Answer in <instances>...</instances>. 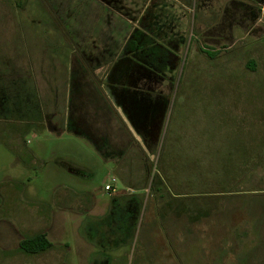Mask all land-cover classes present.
<instances>
[{"label": "rangeland", "instance_id": "1", "mask_svg": "<svg viewBox=\"0 0 264 264\" xmlns=\"http://www.w3.org/2000/svg\"><path fill=\"white\" fill-rule=\"evenodd\" d=\"M71 1L82 22L92 4ZM127 3L136 16L146 4L149 19L113 59L90 64L66 32L64 49L50 42L42 53L35 38L23 53L0 47V264H264V10L248 0H188V12L175 0ZM34 5L0 0V34L16 42L39 28ZM47 23L50 35L61 30ZM29 52L50 66L35 68ZM128 99L167 111L143 128L146 142L115 104ZM245 160L253 169L233 181L231 164ZM40 232L49 250L18 249Z\"/></svg>", "mask_w": 264, "mask_h": 264}, {"label": "crops", "instance_id": "2", "mask_svg": "<svg viewBox=\"0 0 264 264\" xmlns=\"http://www.w3.org/2000/svg\"><path fill=\"white\" fill-rule=\"evenodd\" d=\"M67 1H69V4L72 2L71 0H31V3H35L36 5H34V13H30L29 15L34 14V16H32V20L33 22H37L36 25L39 28H32L30 26L22 28V31L18 35L19 38H17L16 42H14L15 38L12 39L13 35L9 36V34L12 32H9L8 36L5 34H0V40H5L3 43H0V47H5V44L8 43L13 48V50L15 49L23 53L22 49H25L26 45L30 46L31 40L35 38V48L38 51L40 50L42 53H45V49L43 47H46L47 49L50 42L56 44L57 50L59 47L64 49V35L66 32L68 37L71 38L74 47H76V49L78 48L81 54L84 53V55H86V59L89 63L91 61L98 62V60L113 59L114 56L118 57L122 51V45L127 39L128 35H130L129 33H131V28L144 16L143 9L146 5L144 4L138 16H136V14H130L132 15L130 16L125 12L126 9H129L127 0H88L92 5L91 7L85 6V12L82 13L83 19L81 18L83 21L81 22V12L79 13L77 8L69 7L67 5ZM175 1L178 5H180L178 0ZM248 1L258 7V11L264 10V0ZM184 3L185 6L180 5L182 8L180 10L188 12V0H186ZM49 4L54 6V10L51 13L48 10ZM32 10L33 8L31 7V12ZM157 12L158 10L156 13ZM52 18L56 19L57 23L61 24H58V27L60 26L58 29L61 30L53 28V34L51 33L50 35L48 29L43 28V26H47V22H49V20H53ZM153 18H150L154 20L152 21L153 23L149 24L152 27L161 28L159 23L155 22V17ZM102 21L103 24H105V27L101 28ZM114 27L115 30H118L119 27H122L118 37H115L114 35L115 30L110 31V29H114ZM51 29L52 28H50V30ZM46 35L49 36L44 39V36ZM4 36L7 37V39H5ZM41 52H38L37 55L32 53L30 54V52L28 54L24 53L23 56L26 57V60H33V63H35V68L50 66L46 64L49 63L47 62V56L45 54L41 56ZM60 55L61 53L58 54V58ZM41 57L43 58V61ZM60 58L61 61L62 57ZM20 59L22 61V57H20ZM52 78H54V76ZM37 79L39 80V83H43V80L40 78V76ZM37 79L34 78V81L38 83Z\"/></svg>", "mask_w": 264, "mask_h": 264}, {"label": "water", "instance_id": "3", "mask_svg": "<svg viewBox=\"0 0 264 264\" xmlns=\"http://www.w3.org/2000/svg\"><path fill=\"white\" fill-rule=\"evenodd\" d=\"M178 7L182 9L180 5H178ZM151 13H156V12H151ZM146 19L149 18H146L144 14V16L138 22L139 27H137V31L135 30L136 33L139 34L140 36H143V34H145L143 32L142 27H144L143 25L144 23L146 24ZM123 60L117 62L110 70V73L108 74L106 79L108 82L111 81L110 78L112 79V77L117 76L119 70L121 69V67H123ZM110 94L112 96V100H114L112 93ZM115 104L118 106V110L122 113L125 120L129 123L130 127L132 128V131L136 136V139L140 141V143H142V140H144L145 142L147 141L146 134L148 133V130H143V128H146L151 122L154 124L159 121V125L162 124L164 120V116L167 112V111H162V112L146 111L145 107L144 108L142 107V103H138L132 99L131 100L128 99L127 101L125 100V102L115 101Z\"/></svg>", "mask_w": 264, "mask_h": 264}, {"label": "trees", "instance_id": "4", "mask_svg": "<svg viewBox=\"0 0 264 264\" xmlns=\"http://www.w3.org/2000/svg\"><path fill=\"white\" fill-rule=\"evenodd\" d=\"M131 44H134L133 39H130V41H128V45H131ZM180 166H178V167H180ZM232 169L234 171L232 178H233V181H235L237 176H245L243 174V172L251 171L253 169V165L251 162H248L247 160H245V162L239 163V166L237 164H231V170ZM162 172H165V171H163V169H162ZM153 177H155V176L153 175ZM161 177L162 176H160V177L158 176L160 183H162L163 186H165L166 188L171 189L172 188L171 185L168 186L167 182L165 181L166 177H162V178ZM233 181L231 179V182H233ZM154 183H155V181L152 180V184H154ZM225 183L228 184L230 182H225ZM159 188L160 187H158V190H159ZM196 203L197 202L195 200H193V201L191 200V206L195 205ZM181 209H183L186 212L188 211V214L190 217L193 216L192 208L184 209V206H182ZM130 214H129V217H132L133 215H130ZM127 232H130V227H128V226H127ZM52 246H53V244L47 238V233L46 232H40V233H37L33 236L22 238L19 242L18 249L26 255H33V254L43 253V252L49 250Z\"/></svg>", "mask_w": 264, "mask_h": 264}, {"label": "built area", "instance_id": "5", "mask_svg": "<svg viewBox=\"0 0 264 264\" xmlns=\"http://www.w3.org/2000/svg\"><path fill=\"white\" fill-rule=\"evenodd\" d=\"M105 190L108 192V191H110V192H114L115 190H114V188L111 186V185H106L105 186Z\"/></svg>", "mask_w": 264, "mask_h": 264}, {"label": "flooded vegetation", "instance_id": "6", "mask_svg": "<svg viewBox=\"0 0 264 264\" xmlns=\"http://www.w3.org/2000/svg\"><path fill=\"white\" fill-rule=\"evenodd\" d=\"M186 1V0H185ZM156 53L159 55L160 54V51H156ZM170 58V57H169ZM169 58H168V60H169ZM161 62H162V60H161ZM160 62V63H161ZM171 69H172V67L170 68V72H171Z\"/></svg>", "mask_w": 264, "mask_h": 264}]
</instances>
